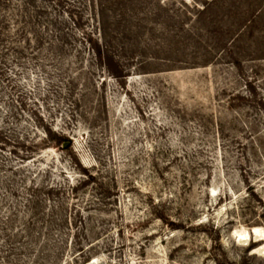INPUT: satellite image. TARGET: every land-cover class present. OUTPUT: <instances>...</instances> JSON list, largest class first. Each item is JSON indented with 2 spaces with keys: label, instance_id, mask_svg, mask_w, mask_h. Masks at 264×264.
<instances>
[{
  "label": "rangeland",
  "instance_id": "374dc122",
  "mask_svg": "<svg viewBox=\"0 0 264 264\" xmlns=\"http://www.w3.org/2000/svg\"><path fill=\"white\" fill-rule=\"evenodd\" d=\"M263 236L264 0H0V264H264Z\"/></svg>",
  "mask_w": 264,
  "mask_h": 264
},
{
  "label": "trees",
  "instance_id": "16d2710c",
  "mask_svg": "<svg viewBox=\"0 0 264 264\" xmlns=\"http://www.w3.org/2000/svg\"><path fill=\"white\" fill-rule=\"evenodd\" d=\"M206 7H207V4L206 5H203V8L201 10L202 11L205 10ZM93 45H94V48L92 50L93 53L96 55V57L98 58V60L103 61L105 58H104V55L102 53L100 44L98 42H95ZM45 133H46V136L48 137L49 132H45ZM53 135L55 136V139L57 140L59 146H61L62 148H65V149L69 148V142L67 140L64 141L62 139V136H60L58 134H54V132H53Z\"/></svg>",
  "mask_w": 264,
  "mask_h": 264
},
{
  "label": "bare ground",
  "instance_id": "6f19581e",
  "mask_svg": "<svg viewBox=\"0 0 264 264\" xmlns=\"http://www.w3.org/2000/svg\"><path fill=\"white\" fill-rule=\"evenodd\" d=\"M252 234H259L260 233V230L259 229H257V228H253V230H252V232H251ZM237 236H238V241L239 240H241V241H246L247 239H248V237H249V234L247 233V232H242V233H238L237 234ZM257 236V235H256ZM264 237V236H263ZM241 241H239V242H241ZM246 243V242H245ZM253 251V250H252Z\"/></svg>",
  "mask_w": 264,
  "mask_h": 264
},
{
  "label": "water",
  "instance_id": "95a60500",
  "mask_svg": "<svg viewBox=\"0 0 264 264\" xmlns=\"http://www.w3.org/2000/svg\"><path fill=\"white\" fill-rule=\"evenodd\" d=\"M64 146V145H63Z\"/></svg>",
  "mask_w": 264,
  "mask_h": 264
}]
</instances>
